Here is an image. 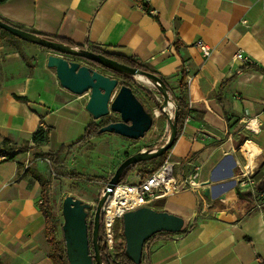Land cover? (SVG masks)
Returning <instances> with one entry per match:
<instances>
[{
  "label": "crops",
  "instance_id": "obj_1",
  "mask_svg": "<svg viewBox=\"0 0 264 264\" xmlns=\"http://www.w3.org/2000/svg\"><path fill=\"white\" fill-rule=\"evenodd\" d=\"M0 17L35 33L132 57L171 87L186 83L189 112L167 156L179 174L200 166L201 193L209 194L182 190L153 202L152 208L185 223L179 233L150 244L145 264H264V211L252 210L236 178L245 163L264 178V72L249 66L264 68V0H6ZM199 40L210 46L209 56L196 45ZM240 51L245 61L236 58ZM50 53L0 34V142L29 141L42 124L49 129L48 144L0 159L3 264H53L36 177L48 175L34 152L69 147L98 121L86 110L87 95L60 85L46 64ZM256 115L260 131L253 134L244 120ZM157 116L164 117L162 139L168 138L167 116Z\"/></svg>",
  "mask_w": 264,
  "mask_h": 264
},
{
  "label": "water",
  "instance_id": "obj_2",
  "mask_svg": "<svg viewBox=\"0 0 264 264\" xmlns=\"http://www.w3.org/2000/svg\"><path fill=\"white\" fill-rule=\"evenodd\" d=\"M0 28L22 40L48 49L51 53L47 57V66L55 69L63 88L78 96L88 95L86 110L94 120L106 117L111 113H118L119 119L102 126L99 129L100 133L109 132L128 139H140L145 137L153 127L154 117L157 114L153 112V117L137 98L132 87L123 84V80L119 77L106 75L83 61L69 60L64 57L65 55L83 58L131 76L147 77L157 87L163 98L160 109L161 113L167 116L169 123L168 141L153 150L138 151L128 156L117 167L94 212L93 252L90 248L87 221L90 204L71 195L63 199L64 223L62 230L69 264H103L98 242L102 206L114 187L120 183L129 166L161 157L171 149L177 137V106H175L172 116L167 113L171 97L164 81L157 74L121 63L89 48L81 49L43 38L35 32L9 24L1 19ZM203 194L208 196V190L205 189ZM121 219L126 253L129 259L136 264L142 262L143 246L149 238L159 232L179 233L185 223L181 216L165 210H157L149 205L127 211Z\"/></svg>",
  "mask_w": 264,
  "mask_h": 264
},
{
  "label": "trees",
  "instance_id": "obj_3",
  "mask_svg": "<svg viewBox=\"0 0 264 264\" xmlns=\"http://www.w3.org/2000/svg\"><path fill=\"white\" fill-rule=\"evenodd\" d=\"M4 1H6V0H0V3L4 2ZM145 9L147 11H149L146 6H145ZM0 19L9 23V24L15 25L11 21H9L5 18L0 17ZM15 26H17V25H15ZM3 33H5L7 35H11L7 31L0 28V34H3ZM37 34L43 38H47V39L54 40V41H59V42H62L64 44L72 46V47L77 46L81 49L89 48L90 50H92L96 53L104 54L110 58H113V59L121 62V63L136 67L140 70H144L147 72H152L154 74H157L164 81L165 85L167 86V88L169 90L170 97L172 98V100L174 101V103L177 106V118H176L177 137H176L175 141L177 140V138L179 137V135L181 134V132L183 130L185 118L189 112V101H188L187 95L185 94L186 83L184 81H180L178 83L177 87H171L169 82H168V79L166 77L159 74L156 70L152 69L148 65H146L144 63H139L137 60L133 59L132 57H128V56H124V55H118L115 53H109V52L105 51L104 49H101L100 47L93 46V45H90L88 47L78 46V45H75L74 43H72L71 41L58 39L55 37H49V36L42 35L39 33H37ZM12 37H13V35H12ZM42 48L49 51L48 49H46L44 47H42ZM71 57H73L74 59L83 61L85 63H88L94 67H102L104 69L110 70L113 73H115L114 77L121 78L123 80L122 81L123 84L129 85L132 87L137 98L141 101V103L148 110V112H150V114H152L153 117H154L153 110L149 107L148 102L149 101L152 102L160 110L161 101L159 103L157 101V99L155 98V94L152 93L151 91L147 90V89H142L141 91L135 89L131 85V82L129 81L131 75L124 73V72H121V71H117L115 69H112V68H109L106 66H103V65L95 63V62L88 61V60L83 59V58H79V57H75V56H71ZM249 66L255 68L256 70L264 72V68H262V67H258L255 65H252V66L249 65ZM154 119H155V117H154ZM117 120L118 119H116V118L106 116V117L99 119L98 121L90 122L86 128V131H85V134L83 135V137L81 139H79L75 144L69 146V148L76 146L77 144H84L85 142L89 141L90 139L99 136L101 134L99 132V129L102 126L107 125L110 122L117 121ZM130 140H132L133 142H138L139 139H136V140L130 139ZM48 142H49V129L47 127L43 128L41 126H39L37 131L33 134L32 139L29 141L18 142L17 140H15L11 137L5 138L3 141L0 142V154L5 155V158L2 161L12 160L15 158L16 154L21 153V152H25L30 148H40L41 146L48 144ZM65 148H68V147L62 146L59 150H57L55 152H41L37 156L40 158L49 159L51 161V164L57 166V170L60 173H62V169H61V166L59 165V163H61L60 162L61 158H62L61 155H62L63 149H65ZM166 156H167V152L165 153V158H166ZM164 161H165V159L163 161H161L160 157H158V158H155L152 160L141 161V162L135 163V164L129 166V168L123 174L120 183L128 184V177L135 171V169L138 166L141 165V170L146 172V174L141 175L142 177H144V176L149 175V174L153 173L154 171H156L163 164ZM27 171L29 172L30 169H27ZM53 172H55V171H53ZM36 177L39 180L40 185H41L42 203L40 205V209H41V211L45 217V222H46L45 235H46V240L49 243L51 250H52L51 258H52L53 264H69L68 257L66 254L65 241L58 239V232L60 229H62L63 223L61 222L60 217L54 211L53 205L51 202V198L49 195L50 187H51V179L44 177L40 173L36 174ZM89 179H98V177L89 178ZM195 223H196V220L194 221V224L192 226H194ZM92 225H93V222H92ZM119 225H122V231L121 232H120V230H118ZM175 234H177V233L159 232V233L153 235L151 238H149L144 243V246H143V261H145L146 259H149V255H150L149 246L156 238L162 239V238H166L168 236L175 235ZM99 236H102L101 240L98 238V242H99L100 255H101L103 264H136L131 259H129V257L127 256V253H126V243H125V237L123 235V221L121 218H118L115 220L114 240H113V247L111 249L109 248L107 241H106L103 218H101V220H100ZM143 261L139 264H144ZM0 264H3L1 259H0Z\"/></svg>",
  "mask_w": 264,
  "mask_h": 264
},
{
  "label": "rangeland",
  "instance_id": "obj_4",
  "mask_svg": "<svg viewBox=\"0 0 264 264\" xmlns=\"http://www.w3.org/2000/svg\"><path fill=\"white\" fill-rule=\"evenodd\" d=\"M94 68L101 72H105L104 74L106 75L108 74L114 77L115 73L110 70L102 67ZM129 81L135 89L140 91L142 89H147L155 94V98L159 103L163 101L157 87L150 82L147 77L140 79L138 75L131 76ZM172 102L174 101L172 100ZM148 104L153 111H157L158 108L152 102L149 101ZM173 110L172 108V111ZM108 117L119 119L118 113H111ZM160 117L161 116L155 117L153 127L146 133L145 137L140 138L138 142H133L117 134L104 132L84 144H77L76 146L63 149L61 163H59L62 173L57 170V166L51 164L49 159H40L46 169L48 178L51 179L49 195L53 209L60 217L62 223H64L62 203L66 196L71 195L74 198L82 200L84 203H89L91 207L88 210L87 220L93 222L94 212L103 195V190L106 188L120 163L128 156L142 149L153 150L168 141L169 137H163L162 139L163 130L161 127L164 123V117ZM41 152V150L37 149L34 152L35 156L33 159L40 158L37 155ZM164 159H166L165 154L160 157L161 161ZM144 174H146V172L141 170V165L138 166L128 177V184H136L140 176ZM94 177H98V179H89ZM151 206H157V204L152 203ZM118 230H120V232L122 231V225H119ZM114 231L115 223L113 233ZM58 239L64 240L62 229L58 232ZM143 263L145 264V261H143Z\"/></svg>",
  "mask_w": 264,
  "mask_h": 264
},
{
  "label": "built area",
  "instance_id": "obj_5",
  "mask_svg": "<svg viewBox=\"0 0 264 264\" xmlns=\"http://www.w3.org/2000/svg\"><path fill=\"white\" fill-rule=\"evenodd\" d=\"M140 6L145 9L143 3H141ZM243 23H248V21L244 19ZM196 45L200 48L203 55H210L211 48L208 44L199 40L196 42ZM66 58L75 60L71 56H66ZM236 58L245 61L247 57L240 51L236 54ZM172 103V108L174 109L176 104L174 102ZM172 115L173 111L171 109V116ZM244 123L245 128L251 133L258 134L260 131V123L257 115L245 117ZM40 126L46 128L43 124ZM144 150L146 149H142L141 151ZM247 155L248 152L244 157L246 158ZM4 158L5 155L0 154V159ZM175 169V163L169 159V156H166L165 161L156 171L144 177H140L136 184L119 183L114 187L112 193L107 196L101 209L106 241L110 249L113 247V228L115 220L122 218L125 212L134 210L143 205L151 206L155 200L166 198L182 190H190L200 197H203L201 193V187L203 185L197 180L200 166L193 167L192 171L187 175L183 173L179 174ZM236 178L238 189L244 197L251 201L252 210L264 211V178L258 175L257 167L245 163L236 175ZM114 202L116 204L114 215L108 223L110 207Z\"/></svg>",
  "mask_w": 264,
  "mask_h": 264
},
{
  "label": "bare ground",
  "instance_id": "obj_6",
  "mask_svg": "<svg viewBox=\"0 0 264 264\" xmlns=\"http://www.w3.org/2000/svg\"><path fill=\"white\" fill-rule=\"evenodd\" d=\"M139 78L140 79H143V77L142 76H139ZM145 78V77H144ZM144 81H146V80H144ZM161 103H162V101H161ZM172 106H173V103H172V101H170L169 102V104H168V109H167V113L169 114V115H171V109H172ZM157 114L159 115L160 114V112H161V109L159 110V109H157ZM169 137V136H168ZM122 190V189H121ZM118 191H120V190H118ZM115 207H116V204H115V202L114 203H112V205H111V207H110V211H109V215H108V223L111 221V219H112V217H113V215H114V209H115Z\"/></svg>",
  "mask_w": 264,
  "mask_h": 264
},
{
  "label": "flooded vegetation",
  "instance_id": "obj_7",
  "mask_svg": "<svg viewBox=\"0 0 264 264\" xmlns=\"http://www.w3.org/2000/svg\"><path fill=\"white\" fill-rule=\"evenodd\" d=\"M101 218H102V214H101ZM88 221V220H87ZM92 231H93V225H92V221L89 222L88 221V234H89V242H90V248H91V252L92 251ZM62 233H63V238H64V232L62 230ZM101 237L102 236H98V238L101 240Z\"/></svg>",
  "mask_w": 264,
  "mask_h": 264
}]
</instances>
